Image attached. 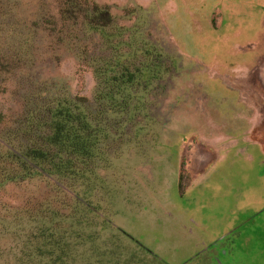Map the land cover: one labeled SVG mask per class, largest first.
Instances as JSON below:
<instances>
[{
    "label": "rangeland",
    "instance_id": "374dc122",
    "mask_svg": "<svg viewBox=\"0 0 264 264\" xmlns=\"http://www.w3.org/2000/svg\"><path fill=\"white\" fill-rule=\"evenodd\" d=\"M95 11L124 54L159 50L162 73L127 90L134 113L106 115L98 181L0 190V264L26 233L9 215L51 207L61 227L106 226L86 260L264 264V0H0V137L59 94L95 112L93 58L116 54L90 29Z\"/></svg>",
    "mask_w": 264,
    "mask_h": 264
},
{
    "label": "trees",
    "instance_id": "16d2710c",
    "mask_svg": "<svg viewBox=\"0 0 264 264\" xmlns=\"http://www.w3.org/2000/svg\"><path fill=\"white\" fill-rule=\"evenodd\" d=\"M69 3L71 0H64V6ZM101 16L96 11L89 15L93 17L90 29L101 35L105 45L108 40L116 54L93 58L91 65L97 81L95 112H88L83 100L64 94L50 97L43 105L28 110L13 134L0 137V190L47 178L73 184L68 190L71 193L77 184L85 187L98 181L99 165L106 164V115L113 111L133 113L131 108L136 96L127 90L162 73V66L155 63L159 50L148 45L135 56L124 54L123 42L109 40L107 28L112 22L111 15L106 11L110 21L107 23L98 21ZM23 214L20 218L16 213L9 215L11 222L26 232L15 254L16 260L10 264H80L79 261L106 264L103 255L93 260H86L85 256L89 244L95 248L103 238L104 224H99L98 232L86 234L83 230L88 226V218L84 216L74 227L72 224L61 227V215L55 207L47 212L42 208L37 214L26 211ZM1 221L0 225L10 230L6 226L12 224ZM112 263L136 264V261H120L116 257Z\"/></svg>",
    "mask_w": 264,
    "mask_h": 264
},
{
    "label": "crops",
    "instance_id": "0c3cea01",
    "mask_svg": "<svg viewBox=\"0 0 264 264\" xmlns=\"http://www.w3.org/2000/svg\"><path fill=\"white\" fill-rule=\"evenodd\" d=\"M263 59H264V57H263ZM263 59H262V60H263ZM262 60H260L258 66L255 67V68L252 70V72L254 73V75H260V72L263 71V69H260V68H259V67L261 66V62H262ZM263 88H264V84H263ZM243 141H244V140H243ZM246 141H247V140H246ZM241 142H242V140H241ZM241 142H240L239 140H234L232 144L239 145ZM246 143H249V144H250V142H248V141H247ZM243 144H244V143H243ZM251 144H254V143H251ZM256 145L260 146L259 144H256ZM261 147H262V146H261ZM262 148H263V147H262ZM263 149H264V148H263Z\"/></svg>",
    "mask_w": 264,
    "mask_h": 264
},
{
    "label": "flooded vegetation",
    "instance_id": "af4514ba",
    "mask_svg": "<svg viewBox=\"0 0 264 264\" xmlns=\"http://www.w3.org/2000/svg\"><path fill=\"white\" fill-rule=\"evenodd\" d=\"M135 103H136V102L134 101L133 106H132V108H131V109L133 110V113H134L135 109H137V108L135 107ZM106 134L108 135V132H107ZM107 135H106V138H107Z\"/></svg>",
    "mask_w": 264,
    "mask_h": 264
}]
</instances>
